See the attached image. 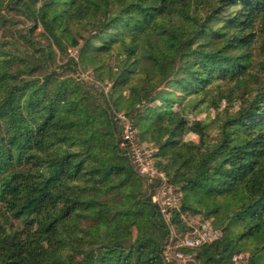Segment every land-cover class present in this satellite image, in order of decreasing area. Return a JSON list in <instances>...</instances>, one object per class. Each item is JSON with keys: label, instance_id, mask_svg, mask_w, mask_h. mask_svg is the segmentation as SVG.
Returning <instances> with one entry per match:
<instances>
[{"label": "trees", "instance_id": "trees-1", "mask_svg": "<svg viewBox=\"0 0 264 264\" xmlns=\"http://www.w3.org/2000/svg\"><path fill=\"white\" fill-rule=\"evenodd\" d=\"M37 1L6 5L25 7L31 30L42 26L39 54L13 53L0 38V63L17 81L0 100V264H177L164 258L170 228L121 146L120 97L110 105L56 69L35 76L54 64V47L79 49V62L62 65L72 68L126 56L110 95L129 86L126 114L168 158L182 208L222 231L182 248L186 264H234L243 251L247 264H264V81L253 72L264 0ZM131 72L141 76L130 85ZM251 77L257 84L214 131L188 125L174 109L181 98L165 89L193 94ZM189 131L199 142L183 141Z\"/></svg>", "mask_w": 264, "mask_h": 264}, {"label": "rangeland", "instance_id": "rangeland-1", "mask_svg": "<svg viewBox=\"0 0 264 264\" xmlns=\"http://www.w3.org/2000/svg\"><path fill=\"white\" fill-rule=\"evenodd\" d=\"M5 0L4 7L0 10V18L5 20L6 24L0 26V38L8 41L7 48L11 49L13 53L19 54L23 57L28 56L32 59L39 54L38 48L41 45L47 43L46 36L43 33V28L39 24L37 28L32 29L34 23L26 16L25 7L19 8L16 4H10ZM28 5L33 8L32 0H24ZM42 0H38L36 7L41 5ZM218 25H221L219 23ZM31 30V31H30ZM257 41L254 44V59H253V72L257 76V81H264V24L257 26ZM55 48L56 56L53 61L52 67L43 64L42 67L37 70L35 76H43L44 74L56 69L58 74L62 77H74L77 81L83 82L90 87L92 93L96 94L98 91L104 92L107 97V101L110 105L113 104L117 97H120L117 103L122 104V110H116V116L120 119L122 127V144L121 146L125 150V154L129 156L133 167L137 173L140 174L139 164L137 157L143 159L149 166H153L157 169L158 173L155 177L142 176L145 178L146 190L151 194L153 193L161 180L160 174L164 175L170 182L175 183L181 187V184L176 181L174 174H168L166 165L168 158L162 155L158 144L151 140V135L142 131L135 121L127 113L125 106L130 88L128 85L117 87L115 94L112 98L110 92L113 89L115 76L119 73L122 67H127L129 64L123 65V59L126 56L118 55L117 52L112 56L105 58V61L98 62L97 64L81 62L76 68L62 66L66 63L69 57H75L79 62V49L69 47L66 54H62L57 47ZM122 60V62H121ZM134 78L130 81V77ZM140 75L136 72L131 74L126 79L130 85L136 83L139 80ZM256 77L247 79L244 83L238 84L236 81L219 80L210 85L205 92L200 91L198 93H184L178 88H173L171 85L167 86L168 91H174V97H180V102H177L174 106L175 110L181 111L188 125L194 124L196 120L202 122H210V128L215 130V125L218 117L222 115L226 110L236 111L240 107V102L243 96H246L252 91V85H256ZM17 83L12 79L3 64L0 63V100L5 95L7 90ZM120 95V96H119ZM114 109V108H113ZM112 109V110H113ZM115 111V110H114ZM128 126H131L133 132H130ZM127 134L129 137H127ZM184 142H199V136L194 132H187L183 136ZM152 183V184H151ZM151 185H155L152 186ZM183 192V191H182ZM22 222L14 221V228L21 226ZM22 227V226H21ZM240 254V253H238ZM244 258L234 264H247L250 258L249 251H243ZM165 256V254L163 253ZM236 255V254H235ZM234 257V256H233ZM165 258V257H164ZM193 259V258H192ZM176 261L177 264H181V261Z\"/></svg>", "mask_w": 264, "mask_h": 264}, {"label": "built area", "instance_id": "built-area-1", "mask_svg": "<svg viewBox=\"0 0 264 264\" xmlns=\"http://www.w3.org/2000/svg\"><path fill=\"white\" fill-rule=\"evenodd\" d=\"M130 132H133L131 126H128ZM127 137L129 135L127 134ZM141 168L142 176L155 177L157 169L149 166L142 158L137 157ZM161 180L157 189L152 194V200L160 210V213L170 228V235L164 250L165 259L168 261H181L186 264L192 260L190 254H186L182 248L199 247L211 243L222 236V231L215 227L210 220L200 218L188 209L182 208L183 192L179 185L170 182L162 173ZM242 253L233 257L235 262L243 259Z\"/></svg>", "mask_w": 264, "mask_h": 264}]
</instances>
